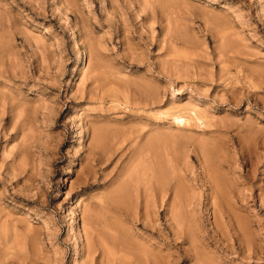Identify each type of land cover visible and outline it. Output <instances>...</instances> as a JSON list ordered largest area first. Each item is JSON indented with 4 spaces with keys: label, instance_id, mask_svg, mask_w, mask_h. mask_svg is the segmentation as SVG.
<instances>
[{
    "label": "rangeland",
    "instance_id": "1",
    "mask_svg": "<svg viewBox=\"0 0 264 264\" xmlns=\"http://www.w3.org/2000/svg\"><path fill=\"white\" fill-rule=\"evenodd\" d=\"M113 256L264 264V0H0V264Z\"/></svg>",
    "mask_w": 264,
    "mask_h": 264
},
{
    "label": "bare ground",
    "instance_id": "2",
    "mask_svg": "<svg viewBox=\"0 0 264 264\" xmlns=\"http://www.w3.org/2000/svg\"><path fill=\"white\" fill-rule=\"evenodd\" d=\"M97 141H98V140H97ZM95 158L98 159L97 156H96ZM99 158L101 159L102 157H99ZM94 160H95V159H94ZM97 161H98V160H97ZM100 161H101V160H100ZM102 161H103V159H102ZM102 161H101V162H102ZM130 167H131V166H130ZM134 169H135V168H134ZM129 172H131V171L129 170ZM91 173H92V172H91ZM154 175H155V174H154ZM158 175H160V174H158ZM130 176H131V175H130ZM162 176H163V175H162ZM135 177H136V176H135ZM139 178H140V177H139ZM160 179H161V178H160ZM165 179H166V177H165ZM124 180H125V179H124ZM162 180H163V179H162ZM125 182H126V181H125ZM127 182H128V181H127ZM136 182H137V181H136ZM152 182H153V181H152ZM152 182H151V183H152ZM160 182H161V181H160ZM122 183H124V182H121V184H122ZM90 184H91V183H90ZM125 184L127 185V183H124V184H122V186L119 187V191H118L117 189H116V190L114 189V190L116 191V193H115V192H111L112 194H113V193H115V194H114L113 196H110V194H109V198H107V200L109 199V201L112 200V201H115V202H118V203H119V202H120V199H122V198L124 197V196H123L122 198H121V197L119 198V193L122 194V190H123L124 193L127 192V190L125 191V189H127L126 186H125ZM166 184H167V183H166ZM92 185H93V184H92ZM128 185H129V184H128ZM89 186H90V185H89ZM156 186H157V185H156ZM165 186H166V185H165ZM117 187H118V186H117ZM120 188H121V189H120ZM145 192H146V191H145ZM130 193H131V192H130ZM112 194H111V195H112ZM124 195H125V194H124ZM110 197H111V198H110ZM149 197H150V196H149ZM150 199H151V198H150ZM103 200H104V199H103ZM123 200H124V199H123ZM125 201H126V200H125ZM101 202H102V201H101ZM105 202H106V201H105ZM146 202H147V201H146ZM147 203H148V202H147ZM147 203H146V204H147ZM106 204H107V203H106ZM109 204H110V202H109ZM117 205H118V204H117ZM100 206H101V205H100ZM103 206H105V205H103ZM106 206H107V205H106ZM120 206H121V205H120ZM101 207H102V206H101ZM108 208H109V207H108ZM110 208H111V206H110ZM113 208H114V207H113ZM86 211H87V210H86ZM86 211H85V212H86ZM104 214H105V213H104ZM83 217H84V215H83ZM173 218H174V217H173ZM85 220H86V219H85ZM87 220H88V219H87ZM181 223H182V222H181ZM158 228H159V227H158ZM117 229H118V228H117ZM124 229H125V228H124ZM183 229H184V228H183ZM119 230H120V229H119ZM124 231H125V230H124ZM121 232H122V230H121ZM118 233H119V232H118ZM114 234H115V233H114ZM86 235H87V234H86ZM119 235H120V234H119ZM86 237H87V236H86ZM119 237H121V236H119ZM131 237H132V236H131ZM245 237H246V236H245ZM89 238H90V237H89ZM98 238H99V237H98ZM87 239H88V238H87ZM114 239H115V237H114ZM119 239H120V238H119ZM89 241H90V240H89ZM92 241H93V240L91 239V242H92ZM116 241H117V240H116ZM124 241H125V240H124ZM91 242L88 243V240H87V243H86V248H87L86 250L88 251V252H87L88 255H89L90 253H92V252L94 253V250L97 248V246H96V248H95L94 245H91ZM126 242H127V241H125V243H126ZM131 242H132V241H131ZM133 242H134V241H133ZM136 242H137V241H136ZM125 243H123V244H125ZM87 245H88V247H87ZM133 245H134V244H133ZM102 246H103V245H102ZM124 246H125V245H124ZM137 246H138V245H137ZM104 247H106V246H104ZM128 248H130V247H128ZM104 249H105V248H103V250H104ZM140 249H141V248H140ZM145 249H146V248H145ZM151 249H152V248H151ZM106 250L108 251V248H107ZM114 250H115V249H114ZM117 250H118V249H117ZM120 250H121V249H120ZM123 250H124V248H123ZM147 250H148V249H147ZM147 250H146V251H147ZM111 251H112V250H111ZM127 251H128V250H127ZM132 251H133V250H132ZM146 251H145V252H146ZM114 252H115V251H114ZM128 252L132 253L131 251H128ZM143 252H144V251H143ZM145 252H144V253H145ZM189 252H190V251H189ZM93 253H92V254H93ZM102 253H104V252H102ZM102 253H101V254H102ZM106 253H107V252H106ZM111 253H112V252H111ZM111 253H110V250H109V253H108V254L110 255ZM122 254H123V252H122ZM122 254H121V255H122ZM126 254H127V253H126ZM137 254H138V252H137ZM137 254H136V256H137ZM150 254H151V253H150ZM90 255H91V254H90ZM102 255H103V254H102ZM102 255H101V257H102ZM105 255H106V254H105ZM133 255H134V254H133ZM138 256H139V255H138ZM146 256H147V255H146ZM88 257H89V256H88ZM93 257H95L94 254H93ZM103 257H104V256H103ZM109 257H110V256H108V258H109ZM118 257H119V256H118ZM118 257H117V256H116V257L113 256V260L111 259L112 261L110 260V262H111L112 264H114V262L116 261V259L119 260ZM127 257H128V256H127ZM130 257H131V256H130ZM134 257H135V256H134ZM161 257H162V256H161ZM90 258H91V256H90ZM111 258H112V257H111ZM136 258H137L138 260H140V259L143 260V259H144L143 257H141L140 259H139V257H136ZM148 258H149V257H148ZM148 258H147L148 261H147L146 259H144V261L146 260L145 262H147V263H144V261H141V260L138 261L137 259H136V261H138L139 264H161L160 261H159V260L157 261L156 258H155L156 260L153 258V259H154L153 261H152L150 258H149V259H148ZM95 259H96V258H95ZM106 259H107V256H106ZM122 259H123V258H122ZM122 259H121V260H122ZM129 259H130V258H129ZM90 260H91V259H90ZM121 260H120V261H121ZM123 260H124V259H123ZM130 260H131V259H130ZM132 260H133V258H132ZM162 260H163V259H162ZM92 261H93V260H92ZM92 261H91V262H92ZM106 261H107V260H106ZM128 261H129V260H128ZM96 262H97V261H96ZM110 262H109V264H110ZM117 262H118V261H117ZM117 262H116V263H117ZM134 262H135V261H134ZM97 263H98V262H97ZM97 263H96V264H97ZM118 263L120 264V262H118ZM122 263H123V262H122ZM128 263H130V262H128ZM136 264H137V262H136Z\"/></svg>",
    "mask_w": 264,
    "mask_h": 264
}]
</instances>
